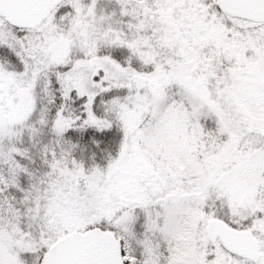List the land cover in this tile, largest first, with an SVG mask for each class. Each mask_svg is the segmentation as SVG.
<instances>
[{
    "label": "snow or ice",
    "instance_id": "6c2138e0",
    "mask_svg": "<svg viewBox=\"0 0 264 264\" xmlns=\"http://www.w3.org/2000/svg\"><path fill=\"white\" fill-rule=\"evenodd\" d=\"M0 264H264V0H0Z\"/></svg>",
    "mask_w": 264,
    "mask_h": 264
}]
</instances>
